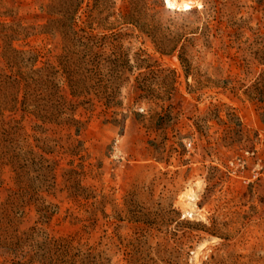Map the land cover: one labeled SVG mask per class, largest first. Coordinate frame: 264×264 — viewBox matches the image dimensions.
<instances>
[{
	"label": "rangeland",
	"instance_id": "374dc122",
	"mask_svg": "<svg viewBox=\"0 0 264 264\" xmlns=\"http://www.w3.org/2000/svg\"><path fill=\"white\" fill-rule=\"evenodd\" d=\"M193 1L81 0L78 29L120 58L103 72L114 100L80 105L78 135L16 114L50 164L25 179L40 191L21 230L72 239L98 264H264V0ZM53 2L0 0V24L27 28L13 45L38 51V66L67 61L61 37L41 30ZM133 10L154 39L122 18ZM17 188L0 166V202ZM26 261L0 250V264Z\"/></svg>",
	"mask_w": 264,
	"mask_h": 264
},
{
	"label": "trees",
	"instance_id": "16d2710c",
	"mask_svg": "<svg viewBox=\"0 0 264 264\" xmlns=\"http://www.w3.org/2000/svg\"><path fill=\"white\" fill-rule=\"evenodd\" d=\"M81 3V0H54L44 8L48 22L41 27L42 33L58 35L63 42L67 61L59 65L46 60L38 66V51L17 49L13 45L27 28L15 22L0 24L2 57L6 63V70L0 74V166L9 167L18 184L14 198L0 202V250H9L16 257L24 256L27 261L22 264L36 261L39 264H98L101 260L100 253L82 252L73 245L72 239L39 234L36 227L20 228V214L23 215L25 207L40 191L39 187L31 188L25 179L43 177L50 164H47L46 148L39 147L43 151L40 153L35 149L38 145L34 148L28 143L23 120L17 119L16 114L21 111L22 117H32L41 123L38 127L75 128L78 135L84 125L76 118L80 105L91 103L92 95L100 101L114 100L115 87L104 82L103 72L109 67L114 72L120 58L105 57V52L97 49L102 40L78 29ZM136 13L133 10L122 18L138 25L154 39V32L146 24L140 25ZM59 77L65 78L69 95L60 86ZM16 195L21 196L20 201H15ZM46 215L47 212L42 213V217Z\"/></svg>",
	"mask_w": 264,
	"mask_h": 264
},
{
	"label": "bare ground",
	"instance_id": "6f19581e",
	"mask_svg": "<svg viewBox=\"0 0 264 264\" xmlns=\"http://www.w3.org/2000/svg\"><path fill=\"white\" fill-rule=\"evenodd\" d=\"M196 4H198L197 1H193V0H166V5L169 8L178 9V10H189L192 9L193 5ZM195 197L196 196L193 193L187 194L186 195V198L188 200L187 204L190 205V203Z\"/></svg>",
	"mask_w": 264,
	"mask_h": 264
},
{
	"label": "built area",
	"instance_id": "2783aa9c",
	"mask_svg": "<svg viewBox=\"0 0 264 264\" xmlns=\"http://www.w3.org/2000/svg\"><path fill=\"white\" fill-rule=\"evenodd\" d=\"M165 3H166V0H165Z\"/></svg>",
	"mask_w": 264,
	"mask_h": 264
}]
</instances>
